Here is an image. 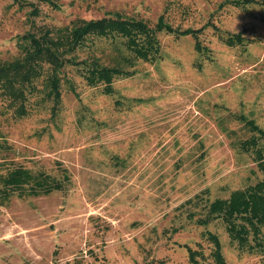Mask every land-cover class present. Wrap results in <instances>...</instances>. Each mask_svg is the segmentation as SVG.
<instances>
[{"label":"rangeland","instance_id":"obj_1","mask_svg":"<svg viewBox=\"0 0 264 264\" xmlns=\"http://www.w3.org/2000/svg\"><path fill=\"white\" fill-rule=\"evenodd\" d=\"M231 1L0 0V64L45 31L73 62L57 73L59 101L48 64L20 96L0 87V264H193L190 250L217 264L211 235L226 264H264V226L243 241L208 215L215 200L264 181L242 147L258 134L238 118L264 130V0ZM105 17L144 21L157 58H138L119 34L73 47L76 26ZM161 18L176 33L159 29ZM95 61L129 72L113 93L88 83ZM258 147L264 156V139ZM17 169L31 182L8 196ZM37 182L62 186L29 195Z\"/></svg>","mask_w":264,"mask_h":264},{"label":"trees","instance_id":"obj_2","mask_svg":"<svg viewBox=\"0 0 264 264\" xmlns=\"http://www.w3.org/2000/svg\"><path fill=\"white\" fill-rule=\"evenodd\" d=\"M252 3V0H233L230 4L235 6H244L246 3ZM159 29H166L169 32L176 33L172 27L164 23L163 18L159 20ZM200 30H186L180 32L181 35H194L198 38ZM119 34L125 38L127 46L134 52L138 58L144 60H152L157 58L160 53V44L156 33L144 21L120 19L116 17H105L98 20L85 21L76 26L72 32L71 42L73 47L80 46L90 35H108ZM27 45H23L24 55L22 58L11 62L0 64V87L4 93L20 96L21 88L19 85H30L34 79L39 76L43 64H48L53 71L49 78V86L51 88L50 96L56 101L60 99V80L58 72L69 62L64 60L59 52L58 46L60 40L54 39L49 31L36 36L35 34H27L24 36ZM230 44L242 43L241 35H234L228 39ZM200 49V45H198ZM73 63V62H72ZM7 64V65H6ZM75 64V63H74ZM118 68L104 67L96 61L86 70V79L89 84L103 82L105 91L113 93L114 79L117 76L127 74ZM23 87V86H22ZM244 123L257 133V137L253 136L251 140L242 144L244 149L253 148L257 154L256 159L259 167L264 171V156L262 150L258 147V141L264 139V130L260 128L254 120H249L244 116L238 117ZM29 176L24 170L17 169L11 173L4 190L6 195L12 191H19V195L27 194L26 186L31 182ZM25 186V187H24ZM61 183L37 182L29 190V195L49 194L53 190L60 189ZM263 187V189H262ZM262 189V190H261ZM209 217L212 219L222 218L228 226V232L233 239L245 240L249 231L253 230L255 234L261 232L260 228L264 226V181L258 186L248 189L247 191H239L233 193L227 200H215L209 206ZM207 222V221H205ZM239 222V223H238ZM215 244V260L217 264H226L221 254V243L216 235H211ZM190 260L193 264H198L196 254L190 250Z\"/></svg>","mask_w":264,"mask_h":264}]
</instances>
